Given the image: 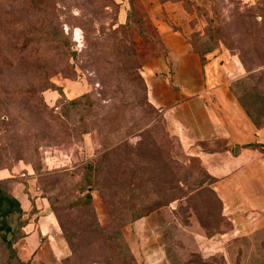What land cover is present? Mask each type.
Returning <instances> with one entry per match:
<instances>
[{"label": "rangeland", "instance_id": "374dc122", "mask_svg": "<svg viewBox=\"0 0 264 264\" xmlns=\"http://www.w3.org/2000/svg\"><path fill=\"white\" fill-rule=\"evenodd\" d=\"M170 42L217 45L264 92V0H0V184L25 212L0 235V264L45 258L20 240L15 259L6 242L48 216L43 229L68 246L61 263L178 264L180 252L208 263L178 226L209 236L229 224L141 75ZM242 250L235 264H255Z\"/></svg>", "mask_w": 264, "mask_h": 264}, {"label": "crops", "instance_id": "0c3cea01", "mask_svg": "<svg viewBox=\"0 0 264 264\" xmlns=\"http://www.w3.org/2000/svg\"><path fill=\"white\" fill-rule=\"evenodd\" d=\"M166 46V61H154L142 68L148 103L168 119L183 151L202 163L222 206L221 218L230 230L203 236L199 224L190 221L189 226L179 225L178 237L187 253L209 261L192 262L188 254L180 252L178 264H235L236 256L244 254L243 246L249 251L248 258L261 264L264 247L258 236L263 233L264 237V215L244 212L264 211V128L256 129L229 89L246 73L235 56L219 49L205 54L202 63L192 46L181 42ZM4 178L6 174L0 172V181ZM44 219L49 223V216L40 217L38 232H22L13 249L23 240L32 255L48 254L38 256L34 264H65L66 258L62 263L57 261L59 255L67 257L65 239L57 232L48 236ZM240 260L238 264L248 262L242 257Z\"/></svg>", "mask_w": 264, "mask_h": 264}, {"label": "trees", "instance_id": "16d2710c", "mask_svg": "<svg viewBox=\"0 0 264 264\" xmlns=\"http://www.w3.org/2000/svg\"><path fill=\"white\" fill-rule=\"evenodd\" d=\"M130 12V11H129ZM127 17L129 18V13H127ZM127 18V19H128ZM194 51L200 56L202 63L205 62L204 55L216 50L217 45L213 44L209 46L204 52H200L196 49L195 46L192 45ZM251 73L246 74L245 77L233 82L230 86V92L237 100L238 104L254 124L256 129L264 128V92L259 90V84L262 82V77L258 78L256 84H252L250 81ZM151 107V106H150ZM154 109V108H152ZM256 148H260L259 146H255ZM25 212L22 210L19 201L11 196L8 192H6L3 186L0 184V235L2 237H7L12 233L11 226L9 225V221L14 216H23ZM24 227V226H23ZM21 238H14L13 241L5 242L11 253L14 254V258L16 259V252L13 249V245ZM264 247V244H263ZM67 262V259L64 260ZM20 264H24L20 262Z\"/></svg>", "mask_w": 264, "mask_h": 264}]
</instances>
